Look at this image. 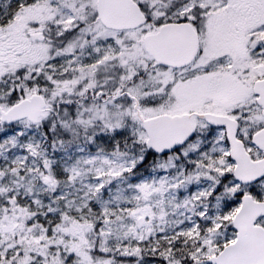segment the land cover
<instances>
[{
    "label": "rangeland",
    "instance_id": "rangeland-1",
    "mask_svg": "<svg viewBox=\"0 0 264 264\" xmlns=\"http://www.w3.org/2000/svg\"><path fill=\"white\" fill-rule=\"evenodd\" d=\"M136 1L147 22L119 31L100 22L96 0H0V36L27 30L26 52L0 53V105L33 93L47 103L35 123L0 120V255L19 253L17 264H212L236 239L241 195L264 200V177L235 178L224 128L197 118L188 142L157 154L134 108L137 99L144 117L227 114L255 149L264 0ZM181 20L193 22L201 51L172 69L143 38Z\"/></svg>",
    "mask_w": 264,
    "mask_h": 264
},
{
    "label": "water",
    "instance_id": "water-1",
    "mask_svg": "<svg viewBox=\"0 0 264 264\" xmlns=\"http://www.w3.org/2000/svg\"><path fill=\"white\" fill-rule=\"evenodd\" d=\"M96 11L100 22L110 29H134L147 22L136 0H96ZM143 43L158 64L172 67L187 66L199 51V36L187 21L165 22L157 31L146 34ZM253 91L258 95L257 101L264 114V78L253 83ZM45 105L43 96L34 93L7 109L0 106V120L7 124L23 118L37 122L44 115ZM134 108L147 133L146 145L155 153H168L186 143L195 133L196 118H201L212 126L225 128L237 180L251 183L264 176V157L259 160L250 157L237 136V119L211 111L144 117L137 99ZM253 142L264 152V128L253 135ZM261 216H264V200H256L250 194L242 195L241 205L233 217L236 239L217 255L209 257L212 264H264V226L257 223ZM139 221L142 225L143 219Z\"/></svg>",
    "mask_w": 264,
    "mask_h": 264
},
{
    "label": "flooded vegetation",
    "instance_id": "flooded-vegetation-1",
    "mask_svg": "<svg viewBox=\"0 0 264 264\" xmlns=\"http://www.w3.org/2000/svg\"><path fill=\"white\" fill-rule=\"evenodd\" d=\"M2 6L0 5V8H1ZM15 10H17V9H12V10H10L11 12L10 13H12V11H14L15 12ZM182 21V20H181ZM191 23V22H190ZM193 23V22H192ZM191 23V24H192ZM162 24V23H161ZM161 24L158 26V29H159V27L161 26ZM193 25V24H192ZM194 26V25H193ZM38 37L41 39H43V37L41 36V35H38ZM0 38H1V40L4 42V44L3 45H1V47H0V53L1 54H3V53H5V52H8V51H11V50H13L14 52H20L19 50H17V47H20V49H21V51H27V30H25L24 31V33H23V35H18V36H8L7 34H1V36H0ZM7 38H9V41H8V39ZM200 51H201V48L199 47V51H198V53L196 54V56H195V58L193 59V61L190 63V64H188L187 66H184V67H172V66H169V67H171L172 69H184V68H186V67H188V66H190L193 62H196L197 61V59H198V57H199V55H200ZM22 70H23V73H26V75H27V67L25 68H22ZM261 78H264V76L263 77H261ZM260 79V78H259ZM86 90H89L90 91V88L88 87ZM125 91V90H124ZM92 94H90L89 93V95H87V97H82L83 99H89V97L91 96ZM94 95V94H93ZM44 97V96H43ZM92 97V96H91ZM94 97V96H93ZM24 98H27V96H25V97H23V98H21L20 100H22V99H24ZM45 98V97H44ZM19 101V100H18ZM18 101H16V102H18ZM77 102H78V100H77ZM15 103V102H14ZM13 103V104H14ZM256 103H257V105L259 106V109H260V113L263 115V119H264V114H263V107L258 103V101H257V96H256ZM47 104V103H46ZM1 106V105H0ZM11 106V105H10ZM47 111V105H46V107H44V113ZM23 119H27V118H23ZM22 120V119H21ZM262 128H264V124H261L252 134H251V137H250V139H251V142L254 144V146H255V149H252V151H249V154H250V157L253 159V160H259V159H261V158H263L264 157V152H263V150L262 149H260L254 142H253V135L255 134V132H257V131H259L260 129H262ZM225 129V128H224ZM243 140V139H242ZM244 141V140H243ZM246 146V145H245Z\"/></svg>",
    "mask_w": 264,
    "mask_h": 264
},
{
    "label": "trees",
    "instance_id": "trees-1",
    "mask_svg": "<svg viewBox=\"0 0 264 264\" xmlns=\"http://www.w3.org/2000/svg\"><path fill=\"white\" fill-rule=\"evenodd\" d=\"M57 114H58V111H57ZM41 128H43L42 131H44V132L46 131V134L49 136L50 139L54 135L59 136L58 131H54L53 133L51 131H49L47 124H43V127H41ZM151 155H153L152 151L148 150L147 156H151ZM160 243L158 245V248H159L158 250L162 251V248L168 247V244L165 241L163 242V240H161ZM140 246H141V250L143 252H145L147 250V248L145 247V245L143 243H141ZM0 256H1L2 260L6 261V262H10L11 264L19 263L20 258H21V255L19 253L15 255L14 253H10V252H2Z\"/></svg>",
    "mask_w": 264,
    "mask_h": 264
}]
</instances>
